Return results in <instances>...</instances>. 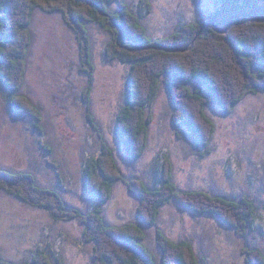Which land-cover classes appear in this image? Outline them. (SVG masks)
I'll return each instance as SVG.
<instances>
[{
	"label": "rangeland",
	"instance_id": "1",
	"mask_svg": "<svg viewBox=\"0 0 264 264\" xmlns=\"http://www.w3.org/2000/svg\"><path fill=\"white\" fill-rule=\"evenodd\" d=\"M129 4L149 34L166 36L185 23L213 13L221 0H116ZM92 46L93 88L91 110L98 130L88 118L84 92L90 76L77 33L60 12L38 8L31 25L32 44L26 78L19 93L41 110V119L15 116L9 109V91L0 82V169L31 172L38 184L59 191L69 208H94L101 175L88 192L84 171L103 142L116 156L125 180L119 181L103 207L108 224L138 223L147 232V245L159 257L158 231L175 241L189 240L200 264H250L247 249L264 253V90L249 92L229 112L208 104L215 124L210 150L198 146L187 128L172 121L174 104L165 83L147 107L151 117L149 145L132 159L116 132L117 115L126 104L130 64L109 60L106 46L111 33L98 23H86ZM197 83H192L196 88ZM170 158L174 181L181 191L205 190L213 195L256 204L257 218L245 236L211 214L195 213L176 203L163 206L155 226L145 224L138 212L140 198L130 190L139 178L151 187L161 183V168ZM78 220L56 221L44 208L33 207L0 189V255L11 264L31 261L44 250L54 264H93V243L83 235Z\"/></svg>",
	"mask_w": 264,
	"mask_h": 264
},
{
	"label": "trees",
	"instance_id": "2",
	"mask_svg": "<svg viewBox=\"0 0 264 264\" xmlns=\"http://www.w3.org/2000/svg\"><path fill=\"white\" fill-rule=\"evenodd\" d=\"M116 0H0V82L10 93L8 106L15 116L41 119L40 108L22 89L27 56L32 44L31 25L35 11L60 12L77 33L89 74L84 92L88 118L98 124L91 110L93 86L92 46L87 22L98 23L111 33L106 46L109 60L130 64L127 73L126 104L117 115L115 129L132 159H138L149 145L151 117L147 115L165 83L174 104L172 121L187 128L192 140L210 150L215 124L206 113L208 104L231 111L249 92L264 90V0H221L213 13L185 23L166 36L149 34L129 4ZM192 83H197L196 88ZM101 175L97 202L84 212L69 208L57 190L38 184L31 172L0 169V189L33 207L44 208L56 221L78 220L83 235L93 243V264H200L189 240L175 241L157 233L161 250L158 257L147 245V232L138 223L108 224L103 207L111 199L115 185L125 180L113 148L103 142L101 152L86 164L84 176L88 192ZM140 198L142 221L155 226L163 206L176 203L195 213L211 214L245 236L257 218L255 202L248 196L231 199L205 190L181 191L174 181L170 158L161 168V183L151 187L139 178L126 181ZM250 264H264V253L247 249ZM0 264H11L0 255ZM15 264H54L44 250H37L31 261Z\"/></svg>",
	"mask_w": 264,
	"mask_h": 264
}]
</instances>
